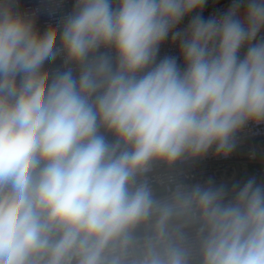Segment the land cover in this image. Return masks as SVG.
Listing matches in <instances>:
<instances>
[{"label": "clouds", "instance_id": "obj_1", "mask_svg": "<svg viewBox=\"0 0 264 264\" xmlns=\"http://www.w3.org/2000/svg\"><path fill=\"white\" fill-rule=\"evenodd\" d=\"M206 3L0 0V264H264V182L179 171L264 126V0Z\"/></svg>", "mask_w": 264, "mask_h": 264}, {"label": "built area", "instance_id": "obj_2", "mask_svg": "<svg viewBox=\"0 0 264 264\" xmlns=\"http://www.w3.org/2000/svg\"><path fill=\"white\" fill-rule=\"evenodd\" d=\"M232 0H207L206 5L200 11L204 19L219 17L227 11ZM73 0H19V10L37 13V27L43 32L51 23H56L60 18L72 10ZM186 17L178 29L187 26L192 16ZM166 55L177 56L178 63L182 66L176 45L170 44V37L160 48L159 58ZM62 61L58 58L55 65ZM179 171L186 177L188 183H205L209 179L218 184H226L231 187L235 183L243 184L249 178L255 177L257 182H264V126H249L239 134L237 147L228 157L215 156L210 152L203 159L187 162L179 166Z\"/></svg>", "mask_w": 264, "mask_h": 264}]
</instances>
